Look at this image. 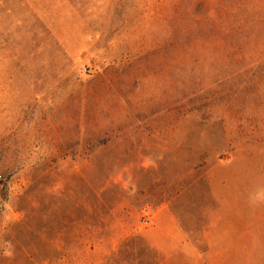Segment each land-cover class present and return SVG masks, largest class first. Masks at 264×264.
<instances>
[{"label": "rangeland", "instance_id": "374dc122", "mask_svg": "<svg viewBox=\"0 0 264 264\" xmlns=\"http://www.w3.org/2000/svg\"><path fill=\"white\" fill-rule=\"evenodd\" d=\"M0 264H264V0H0Z\"/></svg>", "mask_w": 264, "mask_h": 264}]
</instances>
